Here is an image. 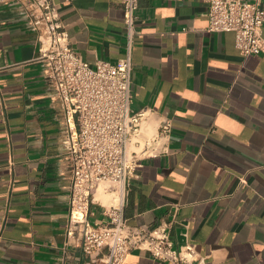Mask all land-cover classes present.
I'll return each mask as SVG.
<instances>
[{"label": "crops", "instance_id": "0c3cea01", "mask_svg": "<svg viewBox=\"0 0 264 264\" xmlns=\"http://www.w3.org/2000/svg\"><path fill=\"white\" fill-rule=\"evenodd\" d=\"M81 59L125 53L121 0H51ZM264 5V0H262ZM206 0H138L130 108L144 132L171 120L168 152L142 161L127 183L129 224L170 223L174 247L205 264H264V52L242 56L232 31H208ZM23 0H0V264H88L63 250L69 172L62 110L37 61ZM101 222L111 196L94 191ZM123 264H163L132 250Z\"/></svg>", "mask_w": 264, "mask_h": 264}, {"label": "built area", "instance_id": "2783aa9c", "mask_svg": "<svg viewBox=\"0 0 264 264\" xmlns=\"http://www.w3.org/2000/svg\"><path fill=\"white\" fill-rule=\"evenodd\" d=\"M208 31H232L239 54L264 52L262 0H206ZM125 53L115 63L90 65L72 48L51 0H23L36 32L37 61L62 110L61 162L69 172L68 215L63 250L80 245L88 264H123L132 250L147 251L163 264H205L195 246L178 248L170 223L129 224L123 216L127 183L142 161L168 152L171 120L145 133L149 111L130 108L131 47L137 33L138 0H121ZM102 187L111 199L104 219L91 222L89 205Z\"/></svg>", "mask_w": 264, "mask_h": 264}, {"label": "rangeland", "instance_id": "374dc122", "mask_svg": "<svg viewBox=\"0 0 264 264\" xmlns=\"http://www.w3.org/2000/svg\"><path fill=\"white\" fill-rule=\"evenodd\" d=\"M101 188V187H100Z\"/></svg>", "mask_w": 264, "mask_h": 264}]
</instances>
